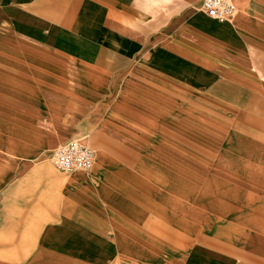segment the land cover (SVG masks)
Instances as JSON below:
<instances>
[{
	"label": "crops",
	"instance_id": "1",
	"mask_svg": "<svg viewBox=\"0 0 264 264\" xmlns=\"http://www.w3.org/2000/svg\"><path fill=\"white\" fill-rule=\"evenodd\" d=\"M233 2L0 0V264H264V0ZM72 137L92 169L53 174Z\"/></svg>",
	"mask_w": 264,
	"mask_h": 264
},
{
	"label": "built area",
	"instance_id": "2",
	"mask_svg": "<svg viewBox=\"0 0 264 264\" xmlns=\"http://www.w3.org/2000/svg\"><path fill=\"white\" fill-rule=\"evenodd\" d=\"M201 9L217 21L230 19L236 13L233 0H202ZM50 159L60 173L88 172L94 164V152L81 142L70 140L57 147Z\"/></svg>",
	"mask_w": 264,
	"mask_h": 264
},
{
	"label": "rangeland",
	"instance_id": "3",
	"mask_svg": "<svg viewBox=\"0 0 264 264\" xmlns=\"http://www.w3.org/2000/svg\"><path fill=\"white\" fill-rule=\"evenodd\" d=\"M207 20H209V19H207L203 14L199 15L198 18H197V21H207ZM212 21H213V20H212ZM48 76H50V77L52 78L51 80L53 81V83H55V82L60 83L61 80H59V79H62V76L57 75V74H55V73H53L52 75H48ZM73 76H75V75H70V77L74 78ZM63 79H65V78L63 77ZM36 80H37V81H41V80L38 79V77H37ZM58 83H57V84H58ZM69 134H70L69 132H65V133H64V136H69ZM69 139H74V140H77V141H79V142H81V143H85L83 138L72 137V138H69ZM60 142H62V141L58 140V141L54 142L52 152L56 149L55 147H56L57 143H60ZM50 152H51V151H47L46 156H47V160L49 161V163H50V165H51V168H52V170H53V174L58 173V174H60L61 176H63L59 171H57V170L54 168V166H53L52 163L50 162ZM54 171H55L56 173H55ZM66 181H67V180H66ZM63 184H66V182H63Z\"/></svg>",
	"mask_w": 264,
	"mask_h": 264
},
{
	"label": "bare ground",
	"instance_id": "4",
	"mask_svg": "<svg viewBox=\"0 0 264 264\" xmlns=\"http://www.w3.org/2000/svg\"><path fill=\"white\" fill-rule=\"evenodd\" d=\"M209 19H210V18H209ZM211 20L215 21L214 19H211ZM52 154H53V152L51 151V153H50V158H51ZM50 162H51V159H50Z\"/></svg>",
	"mask_w": 264,
	"mask_h": 264
}]
</instances>
